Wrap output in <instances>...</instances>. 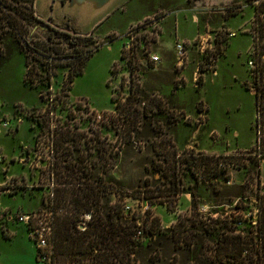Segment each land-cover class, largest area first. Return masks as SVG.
<instances>
[{
	"label": "rangeland",
	"instance_id": "rangeland-1",
	"mask_svg": "<svg viewBox=\"0 0 264 264\" xmlns=\"http://www.w3.org/2000/svg\"><path fill=\"white\" fill-rule=\"evenodd\" d=\"M246 3L247 0H112L99 9L86 0H36L34 9L43 21L63 30L69 26L70 30L91 35L98 45L103 43L87 61L83 74L75 78L72 92H61L60 83L52 85L51 89L45 84L35 86V89L25 85L24 75L28 67L38 71L41 65H49V62L30 55L23 41L12 36L9 30L0 35V104L9 117L16 111L26 117L15 133L10 136L0 133V149L9 161L18 158L22 146L33 144L32 151L35 142L41 141L40 148H50L42 152L41 161L31 154L30 167H21L14 159L10 162L15 165L7 163L9 176H16L11 178L14 191L0 198V264H43L36 260V244L28 228L25 224L7 220V213L10 216L37 214L45 225L48 220L44 217L45 211L61 209L62 214H55L56 221L72 217L77 229L83 231L92 218V212H85L81 206L85 194L80 191L87 188L93 190L92 211L109 206L112 212L113 208L123 209L126 205L124 215L136 221L144 244L150 236L144 226L155 218L158 221L154 224L160 229L166 230L169 223L171 228L175 226L173 242L169 241L151 262L141 260V264L190 263L187 248L183 247L182 240L177 241V236L179 230L195 232L201 228L197 211L201 205L211 207L208 213L217 212V218H220L211 226V236L203 232L204 255L209 251V242L215 245L221 243L226 234L230 235L233 228L224 216L222 204H231L243 195L239 183L244 175L257 171L253 155L259 148L258 138L261 139L260 153L264 154V134L255 132L253 99L241 89L243 84H239L248 78L245 51L251 40L247 34L238 33L235 37L226 34L227 28L241 31L248 26L250 9L227 11L230 6ZM130 25L139 27L131 53L124 48L127 38L120 36ZM30 30L28 28L27 38L32 45L56 46L48 44L47 33L32 31L30 37ZM201 34L214 39L213 60H204L198 54L190 53V67L184 73L187 85L181 88L175 70V40L192 39ZM95 42H91V48L95 47ZM149 53H156L161 58L157 67L149 64ZM196 62L201 63L200 68L206 74L205 78L198 79V87L194 89L191 73ZM52 64L64 65L57 61ZM211 64L212 70L217 72L215 76L209 71ZM69 70L60 67L56 81H60ZM234 74L238 78L236 82L232 78ZM132 95H135L134 99ZM151 95L165 97L170 113H180V119L188 114L189 120L175 123L165 115L166 112L149 113ZM115 99L118 103L114 102ZM106 109H109L106 121L99 124L105 135L104 140L100 139L102 143L97 139L82 140L86 135L82 129L96 126L95 114L101 115V110ZM92 110L95 111L93 115ZM201 111H205L203 116L199 114ZM40 112H43L41 119L37 120ZM197 129V148L200 150L251 155V164L244 171L234 172V186H226L220 177L210 185H197L187 166L176 160V155L192 140ZM212 131L220 135L217 144L209 138ZM39 132L40 138L37 136ZM102 151L104 174L98 160ZM19 157L21 159L22 155ZM167 164L172 174L175 172L174 178L168 174ZM99 176L101 180L97 179ZM3 179L0 168V182ZM172 179L176 181V186H172L176 187L178 198L174 203V198H169L168 208L175 210L169 215L162 197L173 192L169 186ZM238 185L241 188H237ZM185 195H190V202ZM147 200L157 206L156 210H149L150 215H147ZM185 206L188 211L178 214L180 207ZM243 216L247 220L240 230L245 237H252L253 215L248 217L245 213ZM208 218L207 215L201 221L208 223ZM215 249L218 255L220 246L216 245ZM213 264L217 262L213 261ZM226 264L232 263L228 261Z\"/></svg>",
	"mask_w": 264,
	"mask_h": 264
},
{
	"label": "built area",
	"instance_id": "built-area-1",
	"mask_svg": "<svg viewBox=\"0 0 264 264\" xmlns=\"http://www.w3.org/2000/svg\"><path fill=\"white\" fill-rule=\"evenodd\" d=\"M246 7L251 10L250 18L246 22L248 24V28L246 27L241 31H232L231 29L227 28L226 34L228 37H235L238 33H241L247 34L250 37V45L245 51L247 65L246 72L248 74V81H246L245 84L248 87L249 92H251V94L254 96L253 122L256 127L255 132L257 134H264V0H247L246 4H242L241 6H230L227 8V11H241ZM194 22H196V20ZM137 30H139L138 25H130L125 33L123 35H120L122 37L125 36V38H127L128 40L124 45V48L127 52H132L133 39L137 34ZM210 39V36H203L201 34L192 39L177 38L175 40V70L179 76V87L185 88L187 85V80L184 73L190 67V53L194 52L201 58H204V60L205 58L209 59L210 61L213 60L214 53L212 52V50L214 46V39H211V41H209ZM102 45L103 43L98 45V42H96V46H98V49ZM76 56L72 58L69 57L68 59H58L54 54H52V57H56L55 59L39 56V58L41 57L44 61L49 62V65H41V69H39L38 71H36L34 67L31 68L32 77L34 78L35 83H38L40 79H43L44 83L47 84L50 89L52 85L60 83L62 85L61 92L69 91L64 86L65 82L67 81V72L66 74L62 75L60 81H56V72H58L60 67H63L65 65H53L52 61H57L61 64H65L68 61L72 62L73 60H75ZM121 58H123V54L121 55ZM148 62L154 67H157L158 64L161 63V58L156 53H149ZM146 65H148V63ZM200 65V62H196L191 73V80L194 89L198 87V79L202 78V76H204L205 78L206 73L201 70ZM212 67V64L209 65V71H211V74L215 76L217 75V72H214L212 70ZM66 69H69V67H66ZM137 71L138 70L135 69V72ZM132 98L134 99L135 95H132ZM49 101H51V99ZM148 101V107L151 108V110H149V113L160 111L162 114H164V112H166L167 114L165 115L169 116L175 123L181 122L182 120L183 122L189 120L188 114L183 119H180L182 116L180 115V113H170L168 100L161 95H151ZM114 102L118 103V99H115ZM101 111L102 114L100 115L99 113H93L95 111L92 110L91 115L95 114V120L97 121V124L96 126H85L82 130H84V132L95 131L97 135L101 136L100 139L104 140L105 135L102 134L103 127H100L99 124L105 123V116L109 109ZM42 113L40 112L38 114L37 120L41 119ZM204 113L205 111H201V113L199 114L203 116ZM19 114L20 113L16 111L14 116L9 117L7 113H5L3 105L0 104V133H3L5 136H10L11 133H15L17 131L16 128L18 126H21L24 119L26 118L25 116ZM178 119H180V121H178ZM201 125L202 123L200 124V126ZM197 135H199V129H197L192 135L193 141L191 140L183 148V151L176 155L175 158L178 163H183L184 166H187V170L191 173V176L194 179V183L197 185H210L212 183H215L218 177H220L226 186H232L234 183V172L244 171L245 168L248 167L252 162L251 155L247 153H233L232 151H219L216 149L205 151L200 150L197 148ZM37 136L38 138L41 137L40 132L37 133ZM209 138H212L213 144H217L220 139V135L216 131H212L209 135ZM260 141L261 139L258 138L259 148L253 155L255 158L254 162L257 167V171L255 173H248L244 175L242 182L239 183L244 190L243 195L239 196L234 201H231V204H222V206L224 205V216L230 223V226L233 228V230L229 232L230 235L226 234V236L222 238V245L225 246L229 244V242H236V245L238 247L237 253L231 251L230 254H224L221 253L220 249L217 255L215 246L217 245L221 247V244L217 242L214 245L213 242H209L210 245L207 246V249H209V251H207L206 255H204V250H202V259L203 261H206L207 264H213V261L217 262V264H226L228 263V261L232 264H264V233L260 231V227L263 225L264 220V175L262 174L264 154L260 153ZM40 142L41 141L35 142V149H32V151L30 150L33 144L31 146H22L23 149L20 154L22 155V158L20 159L19 155V159H11H14L16 162L15 164H20L21 167H23L24 165L30 167L29 158L31 154L34 155V157L38 158L39 161H41L43 156L42 152H45L50 148H40ZM11 159L8 161V159L0 149V168L2 177L4 178L3 181L0 182V198L4 195H9L15 189V184L11 182V178L16 175L9 176L8 174V170H10V168L8 167L7 163L15 165L14 163L12 164L10 162ZM169 164H167V172L170 176L173 175L174 178L175 172L172 174ZM19 175H22V173H20ZM23 175H25L24 172ZM240 186L238 185L237 188H241ZM185 196L190 202V195ZM169 198H174V203L176 201V198H178V195L172 193L162 197V204L164 203L167 213L169 215H172L175 213V210H170V208H168ZM146 204V206L148 207L147 210L152 209V207L154 206L153 204L150 205V203L148 202ZM200 207L201 208L197 210L198 218L200 219L199 223L201 224V228L207 231L208 236H211V234L213 233V228L211 226L214 225L215 221L220 218H217V212L208 213L207 210L210 211L211 207H208L206 205H201ZM187 208V206L183 208L180 207V209L178 210V214L187 212ZM2 210L4 211L5 209ZM125 210H127L126 205L123 207L122 211ZM45 212L46 213L44 214V217L48 218V220L45 222V225H43V221L40 220L41 217L39 218V215L37 214H16L15 216H10V214L7 213L6 216L7 220H13L16 223L25 224V226L29 230L30 237L36 244L38 260L43 264H52L53 245L51 243V239L53 235V226L56 222L55 214L60 215L63 211L61 209H57L55 211ZM245 213L248 214V217H250V215L252 214V219L254 221L252 223L254 231L252 233V237L249 238L245 237V235L240 230L243 228L245 221L247 220L245 219L246 216H243L245 215ZM207 215L210 218L212 217V219L208 218L209 222L204 223L201 220H203ZM171 226V223H169L167 227L165 226L166 230L172 231L175 226L173 228H171ZM161 229L163 228L161 227ZM137 236H140V233H138ZM208 240L210 241V239ZM239 243H241V246L239 245ZM203 245L204 249L205 243ZM211 245L214 246V248ZM190 261V264H197L194 260Z\"/></svg>",
	"mask_w": 264,
	"mask_h": 264
},
{
	"label": "trees",
	"instance_id": "trees-1",
	"mask_svg": "<svg viewBox=\"0 0 264 264\" xmlns=\"http://www.w3.org/2000/svg\"><path fill=\"white\" fill-rule=\"evenodd\" d=\"M34 4L35 0H0V35H5L9 30L12 36L20 42L23 41L28 53L37 58L44 56L55 59L56 57H52V54H54L58 59H68V52H71L70 54L75 53L77 55L75 60L68 61L63 66L70 68L67 81L64 84L70 91L75 78L83 74L87 61L98 50V46L90 47L91 42H95L91 35L80 37L77 36V31L73 30L72 33L76 34L77 40L68 42L67 37L69 35L67 32L49 29L44 31L48 34L47 42L48 44L54 43L57 47L51 45L39 46L38 43H33L35 47L32 45L31 40L27 38L28 28H31L29 36L32 37V31L39 23L35 15ZM53 39L61 41L54 42ZM62 41H64V45L61 44ZM24 84L35 89V86L45 83L43 79L35 83L32 71L28 67L24 75ZM173 180L175 179H172V182L170 181L169 186L173 188L172 193L177 194L176 187L172 186H176V181ZM102 189V193L105 195V186ZM80 192H83L82 195L85 194L84 200L81 202L82 208L85 212H92L91 221L83 231L77 229L75 220L72 217L67 216L56 221L51 239L53 245L52 264H141L142 261L151 262L153 256L158 255L169 241L173 242V238L176 236L174 235L176 231L169 233L166 230L160 231L159 225L154 224V221H158V218H155L150 224L147 223L144 226V229L149 231L150 235L148 241L144 244L142 237L137 236L138 233L141 235L138 224L128 215H124L122 207L113 208L112 212L109 206L103 210L100 207L97 211H92L90 205L93 199V190L87 188L86 190L81 189ZM165 195L167 193L163 196ZM127 196L132 197L120 195V197ZM147 202L150 205L155 204L150 200H147ZM147 215H150L149 210H147ZM260 231L264 233V223L260 227ZM178 232L177 241L178 239L183 241V247L187 248V253L191 257L189 260H194L197 264H207L202 259L204 244L202 235L203 232L207 231L200 228L195 232H180V230ZM219 244H221V253L230 254L231 251L237 253L236 242H229L225 246L222 245V242ZM239 245L241 246V243Z\"/></svg>",
	"mask_w": 264,
	"mask_h": 264
},
{
	"label": "flooded vegetation",
	"instance_id": "flooded-vegetation-1",
	"mask_svg": "<svg viewBox=\"0 0 264 264\" xmlns=\"http://www.w3.org/2000/svg\"><path fill=\"white\" fill-rule=\"evenodd\" d=\"M212 10L216 11L215 8H212ZM214 11H212V12H214ZM37 19H38L39 23H37L36 27L33 29V32H35L37 30L44 32V31H47L49 29H58L57 27H54L55 25L54 26L53 25H49L46 22H44L42 19H39L38 17H37ZM58 30L64 31V32H67L68 33V35H69L67 37L68 42H70V41L72 42L74 40H77L76 34L75 33H72L73 30H70L69 29V26H67V30H65V29L63 30L62 28H60ZM62 40H64V39H62ZM62 42H64V41H62ZM70 53L71 52H68L67 53V55H69V57L72 58V57L76 56L75 53H72V54H70ZM242 88H243V91H246V93L248 94V96H250L253 99V103H254V96L251 94V92H249V90L246 87V84L245 83L243 84V87ZM83 133L84 134H89V135H84L83 138H82V140H85V141L90 142V141H95L97 139V141L101 142V140H100V137L101 136L100 135H97V133L95 131H92V132L85 131ZM73 156H75V155L73 154ZM104 159H105L104 158V151H102V153L99 154V159H98L100 161L99 168L101 169V173L102 174H104ZM88 172H89V169H87V173ZM101 178L102 177H100V176L97 177L98 180H101Z\"/></svg>",
	"mask_w": 264,
	"mask_h": 264
},
{
	"label": "water",
	"instance_id": "water-1",
	"mask_svg": "<svg viewBox=\"0 0 264 264\" xmlns=\"http://www.w3.org/2000/svg\"><path fill=\"white\" fill-rule=\"evenodd\" d=\"M36 1V0H35ZM87 2H90V3H93L95 4L94 7L95 8H103L105 7L107 4H109L112 0H86ZM120 1H124V0H117V2H120ZM121 4V3H120ZM35 6V4H34ZM36 16L40 19V17L36 14ZM45 22V21H44ZM47 23V22H46ZM49 24V23H47ZM49 25H52V24H49ZM86 33H81V32H78L77 31V36H80V37H86L87 35H85Z\"/></svg>",
	"mask_w": 264,
	"mask_h": 264
},
{
	"label": "crops",
	"instance_id": "crops-1",
	"mask_svg": "<svg viewBox=\"0 0 264 264\" xmlns=\"http://www.w3.org/2000/svg\"><path fill=\"white\" fill-rule=\"evenodd\" d=\"M119 6H120V4H119ZM35 15H36V11H35ZM238 16V15H237ZM37 17V16H36ZM138 20V18L136 19V21ZM135 21V19L134 20H131V21H129V24H132L133 22ZM224 21H226V22H228V20H224ZM126 31V30H125ZM249 47V46H248ZM247 47V48H248ZM248 77V76H247ZM232 78L234 79V81L236 82L237 80H238V78H237V76L234 74V75H232ZM246 81H248V78L246 79V80H244V81H240L239 82V84L240 85H242V84H244ZM243 87V86H242ZM242 90H243V88H241ZM71 92H72V90H71ZM244 92H246V91H244ZM156 208H157V206L155 205V206H153L152 207V209L153 210H156ZM8 232V231H7Z\"/></svg>",
	"mask_w": 264,
	"mask_h": 264
}]
</instances>
